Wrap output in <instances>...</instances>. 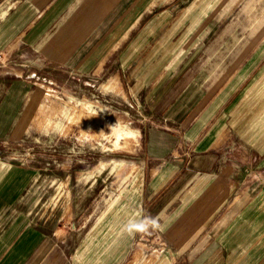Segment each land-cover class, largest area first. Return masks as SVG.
<instances>
[{"label": "crops", "instance_id": "crops-1", "mask_svg": "<svg viewBox=\"0 0 264 264\" xmlns=\"http://www.w3.org/2000/svg\"><path fill=\"white\" fill-rule=\"evenodd\" d=\"M76 114L102 138L141 128L125 143L162 181L134 169L114 193L142 199L71 218L64 238L2 220L0 195V264H264V0H0V144L30 127L54 150Z\"/></svg>", "mask_w": 264, "mask_h": 264}, {"label": "rangeland", "instance_id": "rangeland-1", "mask_svg": "<svg viewBox=\"0 0 264 264\" xmlns=\"http://www.w3.org/2000/svg\"><path fill=\"white\" fill-rule=\"evenodd\" d=\"M83 80L87 81L83 84V95L87 98L83 100L84 103H80L93 109L92 95L97 86L89 74L83 76ZM74 117H70V122L74 125L70 126L69 133H60V137L55 140L57 147L54 150L51 146L37 148L32 142L33 133L29 126L28 133L20 137H8L0 144V159L8 163V166L0 169V195L8 198L6 203L12 209V215L2 217V220L10 218L12 222L26 221L28 224L43 222L49 227H52V222L56 225L62 223L60 232L63 233H60V237L64 238L70 233L69 224L64 222L71 218L82 225L83 220L91 214L92 217L100 214V205L103 208L105 203L109 206L120 199H142L140 194L134 197L136 193L128 197L118 190V193H114L118 181L131 178L129 176L134 169L138 178L140 174L143 176V185L146 184V178L147 183L162 181L158 180L160 161L156 164L154 160L147 162L141 158L142 140L135 141L133 145L125 143L128 134L133 133L137 139L141 128H121L116 131L106 129L102 138L101 131L92 124L87 125L91 130H82L85 120L92 122L98 116L89 114L83 118L76 114ZM23 164V168L17 167ZM149 169L152 171L147 175L145 171ZM138 188L139 184H136L133 190H139ZM68 190L71 191V196L68 195ZM56 194L61 196L55 197ZM145 195L147 197V192ZM67 200H71L77 208L71 217L63 212ZM119 211L121 210L117 212ZM58 218L60 222H57ZM95 245L94 251H97L101 240Z\"/></svg>", "mask_w": 264, "mask_h": 264}, {"label": "clouds", "instance_id": "clouds-1", "mask_svg": "<svg viewBox=\"0 0 264 264\" xmlns=\"http://www.w3.org/2000/svg\"><path fill=\"white\" fill-rule=\"evenodd\" d=\"M146 223L147 222H142V223H139V224H131L130 226H129V231H131L133 228H139L140 230H144V228H145V226H146ZM154 223V222H153Z\"/></svg>", "mask_w": 264, "mask_h": 264}]
</instances>
